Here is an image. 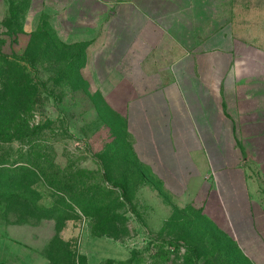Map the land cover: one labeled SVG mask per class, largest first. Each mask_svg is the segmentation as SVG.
I'll use <instances>...</instances> for the list:
<instances>
[{"label":"rangeland","instance_id":"1","mask_svg":"<svg viewBox=\"0 0 264 264\" xmlns=\"http://www.w3.org/2000/svg\"><path fill=\"white\" fill-rule=\"evenodd\" d=\"M24 4L17 0L0 22V70L10 56L17 78L11 91L0 79V163L28 168L26 184L39 190L31 199L48 207L64 202L68 219L60 225L2 181L0 264H51L56 240L69 242L87 264H264V234L243 251L221 217L160 196L134 154L124 110L84 73V45L64 42L46 15L28 14ZM233 7L238 36L251 38L253 15L264 48V0H236Z\"/></svg>","mask_w":264,"mask_h":264},{"label":"crops","instance_id":"2","mask_svg":"<svg viewBox=\"0 0 264 264\" xmlns=\"http://www.w3.org/2000/svg\"><path fill=\"white\" fill-rule=\"evenodd\" d=\"M235 1L24 0V11L87 45L83 71L124 110L160 196L221 217L247 251L264 234V48L253 15L251 38L238 36ZM16 2L0 0V22Z\"/></svg>","mask_w":264,"mask_h":264},{"label":"trees","instance_id":"3","mask_svg":"<svg viewBox=\"0 0 264 264\" xmlns=\"http://www.w3.org/2000/svg\"><path fill=\"white\" fill-rule=\"evenodd\" d=\"M85 49H87V45L83 44ZM10 56L7 57L8 60H4L3 62L6 65V68L3 70H0V79L4 78V86L8 88L9 91L13 87V84L17 80V78L14 76L12 73V64L10 62ZM28 78V76H27ZM9 91L5 90L4 93H8ZM8 163L3 162L0 163V184L2 181L6 180L9 183V188L11 189V195H15L16 197H20L25 199L26 201H29L32 203L35 207L40 209L42 212L47 213L48 215H51L52 217L56 218L57 221L59 222L60 225H64V222L66 219H68L67 215H64L66 213V204L64 202H58L56 205H52L50 207L45 206L43 204H40L39 201H41V198H34L31 199V197L35 195H39V190L36 188L28 187L26 184L27 178L30 177L28 173V168H15L12 170L11 167L7 168ZM16 176L20 177V180L17 179ZM55 179V178H54ZM60 184H56L55 182L52 183V188L56 191V194L61 193V187L59 186ZM0 195H3L2 192H0ZM80 207L82 206L81 203L79 202L77 206ZM90 205V204H88ZM82 214L85 216H90L88 208H83L82 209ZM54 247L58 245L59 247V253L54 256L52 254V260L51 264H87L86 263V258L79 256L78 252L76 249L71 247V244L69 242L65 241H54L53 242ZM57 249V248H56ZM132 262V259L122 262L120 264H130Z\"/></svg>","mask_w":264,"mask_h":264}]
</instances>
